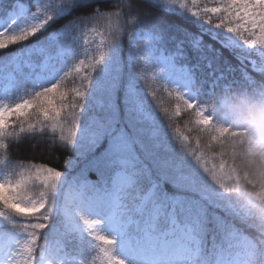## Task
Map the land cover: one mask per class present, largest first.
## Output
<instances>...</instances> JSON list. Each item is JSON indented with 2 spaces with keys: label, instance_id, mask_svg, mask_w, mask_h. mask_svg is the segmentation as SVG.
Returning a JSON list of instances; mask_svg holds the SVG:
<instances>
[{
  "label": "snow or ice",
  "instance_id": "snow-or-ice-1",
  "mask_svg": "<svg viewBox=\"0 0 264 264\" xmlns=\"http://www.w3.org/2000/svg\"><path fill=\"white\" fill-rule=\"evenodd\" d=\"M13 45L0 264H264V142L220 118L264 106V0H0ZM23 139L72 156L16 159Z\"/></svg>",
  "mask_w": 264,
  "mask_h": 264
},
{
  "label": "trees",
  "instance_id": "trees-1",
  "mask_svg": "<svg viewBox=\"0 0 264 264\" xmlns=\"http://www.w3.org/2000/svg\"><path fill=\"white\" fill-rule=\"evenodd\" d=\"M79 14V13H78ZM86 14V13H84ZM68 19H71V17H68ZM66 23V20H61L56 24H53L51 27L47 29V31H44L42 34H37V36L31 38L30 41L24 42L25 44L31 43V44H36L37 41L43 40L45 37H47L50 33L55 32L58 28L61 27ZM20 45H13L10 46L7 49L0 50V81L3 86L4 80L2 79L3 76L14 72L15 68L11 65L10 63V57L15 55L19 49ZM191 55V54H190ZM225 56H228L231 59L230 54L225 51L224 52ZM251 59H256L259 62V56L258 55H253ZM33 60L37 63L40 62L41 57L39 56H34ZM233 63H237L235 60H233ZM7 65V66H6ZM248 70L250 74L256 76L258 78V74L252 73L250 65L248 67ZM22 71L24 73H27L29 71L28 68H23ZM150 99V98H149ZM172 102H167L166 106H171ZM158 111V115H159ZM163 119V117L161 116ZM185 119H188V116H183L182 118L178 119L176 123L183 125V121ZM167 123V121H165ZM36 144L35 147L32 145ZM12 157L20 160H33V162H48L50 163L51 166L57 167L59 170L63 171L65 169L64 165V160L67 158H71L72 153L70 149H65L63 146H57L52 148L51 150L48 149L47 144L45 143H37L34 140L31 139H23L18 145L13 146V150L11 153ZM96 174L95 173H90L89 174V179L95 180ZM95 253H93L94 255Z\"/></svg>",
  "mask_w": 264,
  "mask_h": 264
},
{
  "label": "clouds",
  "instance_id": "clouds-1",
  "mask_svg": "<svg viewBox=\"0 0 264 264\" xmlns=\"http://www.w3.org/2000/svg\"><path fill=\"white\" fill-rule=\"evenodd\" d=\"M220 118H227V122L234 126L247 128L255 141L264 142V106L248 104L233 96L221 110Z\"/></svg>",
  "mask_w": 264,
  "mask_h": 264
},
{
  "label": "rangeland",
  "instance_id": "rangeland-1",
  "mask_svg": "<svg viewBox=\"0 0 264 264\" xmlns=\"http://www.w3.org/2000/svg\"><path fill=\"white\" fill-rule=\"evenodd\" d=\"M251 66V65H250ZM0 95H3V86L1 84V81H0Z\"/></svg>",
  "mask_w": 264,
  "mask_h": 264
}]
</instances>
